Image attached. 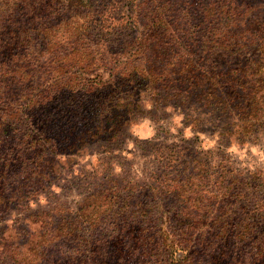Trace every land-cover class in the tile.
I'll return each mask as SVG.
<instances>
[{"label": "trees", "instance_id": "16d2710c", "mask_svg": "<svg viewBox=\"0 0 264 264\" xmlns=\"http://www.w3.org/2000/svg\"><path fill=\"white\" fill-rule=\"evenodd\" d=\"M41 55L47 69H36ZM97 69L106 81L89 77ZM0 90L1 216L47 185L48 156L118 150L136 117L159 122L158 108H180L194 131L200 111L230 135L232 116L244 134L262 125L264 0H0ZM8 133L22 139L19 161L1 152ZM169 170L152 175L159 188L111 178L88 190L47 249L22 261L46 252L43 264H264V175L211 173L202 161L184 177ZM0 246V264H19Z\"/></svg>", "mask_w": 264, "mask_h": 264}, {"label": "rangeland", "instance_id": "374dc122", "mask_svg": "<svg viewBox=\"0 0 264 264\" xmlns=\"http://www.w3.org/2000/svg\"><path fill=\"white\" fill-rule=\"evenodd\" d=\"M121 1L128 3L129 0ZM127 9L125 8V10ZM132 15L136 14L132 13ZM46 57V55H41L35 60L36 69H47ZM97 57L99 58V56ZM95 75H100L106 81L109 72L104 69H97L89 77L94 78ZM36 79H34L35 86L46 85L45 78ZM2 93L4 90H0L1 101L4 99ZM142 98L144 100L143 110L152 111L151 97L143 96ZM200 112L204 121L196 131H194V124H184V118L181 121L182 126L174 127V118L183 117V115L180 108L169 106L164 110L158 108L155 111L159 122H155L145 115L136 117L128 129L124 143L118 150L106 152L99 144H92L72 153L48 156V161L53 162L51 170L46 174L47 185L35 197L23 199L15 209L2 211L0 216V244H6L8 249L12 248L10 249V252L13 251L10 253L11 257L15 255L16 260H20L19 264H24L21 254L39 248L46 250L49 243L48 238L58 237L60 234H54V228L64 223L66 217L76 211L87 191H94L98 187L104 186L106 180L111 178H114L120 186L126 183L150 182L151 185L159 188V183H152V175H160L171 167V171L169 170L172 173L171 177L176 175L184 177L194 168L197 161L205 162L211 173L226 167L247 176L259 173L264 175V168L249 171L243 167L241 159L229 153V149L234 145H239L241 149L245 145L264 149V120L263 124L255 127L253 132L244 134L241 132L243 124L238 118L232 116L228 120V124L231 125L228 129L237 132L239 135H230L219 128H213V126L221 127L222 120L219 124H211L208 122L207 113L205 115V111ZM192 114L193 117H196L198 111ZM145 120L151 121L154 134L146 135L145 130L138 129V126L143 124ZM188 128H191L192 131L191 138L185 135L184 130ZM220 133L224 134V137ZM12 136V133L5 136L9 145L1 152L8 155L7 161H19L15 159L13 153L21 150L18 147L22 145V139L18 137L21 140L19 142L17 138L13 139ZM202 137L211 143H205V139ZM148 141L153 142L154 148H149L146 154L141 150L140 144ZM118 168L123 169L122 173L116 174L114 172ZM163 180L162 178L161 181ZM40 197L45 198L46 205H39L38 199ZM30 201L36 202L37 207H30ZM15 248L17 252L13 250ZM2 250L0 246V252ZM45 253L32 257L36 259L37 264H43L42 255ZM174 259H178V256H174ZM9 263L14 264L12 260Z\"/></svg>", "mask_w": 264, "mask_h": 264}, {"label": "clouds", "instance_id": "9594fccd", "mask_svg": "<svg viewBox=\"0 0 264 264\" xmlns=\"http://www.w3.org/2000/svg\"><path fill=\"white\" fill-rule=\"evenodd\" d=\"M148 108V106H146ZM183 117L177 116L174 118V127H180L181 121ZM138 129H143L146 132V135L154 134V129L151 125V121L145 120L143 124L138 126ZM185 135L188 138H191L192 131L191 128L185 129ZM202 139H205L202 137ZM205 143H211L210 141H206ZM229 153L243 162V167L249 171H255L257 168H264V149L260 148H253L252 146L245 145L243 149L240 148L239 145H234L232 148L229 149ZM123 169H116L114 172L116 174L122 173ZM39 205L43 206L47 204V201L44 197H40L38 199ZM30 207H37V203L30 201Z\"/></svg>", "mask_w": 264, "mask_h": 264}]
</instances>
